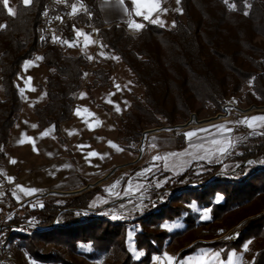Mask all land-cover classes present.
I'll return each mask as SVG.
<instances>
[{
  "label": "rangeland",
  "instance_id": "1",
  "mask_svg": "<svg viewBox=\"0 0 264 264\" xmlns=\"http://www.w3.org/2000/svg\"><path fill=\"white\" fill-rule=\"evenodd\" d=\"M88 1L84 2L86 8ZM17 2L9 0V7L14 10ZM96 2L100 5L101 16L104 12L110 23L124 25L132 35L138 34L143 27L140 30L130 28V21L159 24L171 29L175 25L173 13L180 12L177 0H160V10L152 15L151 20L137 16L141 18L139 20L134 18L132 5L130 13L117 0ZM79 16L74 19L73 37H63L58 48L64 55L85 57L89 67L81 90L75 97L72 116L60 126V136L55 134L53 127L38 131L34 125H30L35 107L46 103L49 72L42 59H36L41 54H35L25 61L16 78L22 109L13 145L7 147L2 167L13 172L12 176L7 179L0 174V186H5L0 192V222L9 223L18 216L23 220L19 225L25 226H16L14 233L28 234L38 229L39 222L28 211L40 210L45 203L52 201L63 206L67 199L91 191L93 197L89 206L72 209V212L80 216L83 223H107L97 225L99 235L105 233L107 228H115L110 224L122 223L120 228L123 232L118 240H124L131 256L130 264H136L149 250L148 242H144L147 241L144 231L150 236L155 249L161 250L159 254L151 250L149 264H168L166 257L172 258V264H199L205 258L211 260L212 264H229V257H232L234 264H251L255 253L261 249L254 240L246 241L238 250L229 251L225 259L222 252L226 246L204 244L235 240L246 221L264 213V193L242 206L225 204L233 187L264 172V154L248 156L264 143V122L258 121L251 128L244 123L252 117H264V109L243 111L251 106L245 101V93L249 90L245 87L238 95L227 100L219 111L208 104L200 108L198 114L192 113L198 120H206L223 114L226 107V115L216 121L192 125L185 130H163L146 135L138 159L141 137L136 143L126 144L120 131L133 99L143 98V87L135 81L119 57L106 49L99 39V31ZM157 19L162 23L151 22ZM77 32L88 36L87 44L84 36H77ZM97 69L109 73L108 86H100L101 81L94 83L92 72ZM162 124L161 127L171 126L163 120ZM22 129L28 130L26 140L20 133ZM190 132L196 135L187 138L185 134ZM180 134L184 137L181 148L177 139ZM214 141H221L227 150L221 153ZM93 152L97 155L92 156ZM187 170L191 174L184 180H177ZM32 182L40 186L36 193L39 196L28 200L16 198L17 189L24 195L21 189L23 183ZM84 188L87 189L74 193ZM164 205L170 209L165 212L164 219L149 217L140 222L139 219L149 213H163L160 209ZM223 205L229 211H221L219 207ZM69 210L61 209L54 221H59V215ZM259 210L260 213L251 215ZM54 221L51 226L58 224H54ZM177 231H184V234L173 238L171 234ZM162 234L168 236L160 238ZM68 237L61 241L55 238L56 243L46 239L36 244L41 255L52 256V260L54 258L57 262L35 259L26 246L22 247L28 241L10 238L11 264H62L61 259L66 264H116L117 253L109 240L106 244L97 237L88 241ZM198 244L201 245L194 248L193 254L176 259L183 250Z\"/></svg>",
  "mask_w": 264,
  "mask_h": 264
},
{
  "label": "trees",
  "instance_id": "2",
  "mask_svg": "<svg viewBox=\"0 0 264 264\" xmlns=\"http://www.w3.org/2000/svg\"><path fill=\"white\" fill-rule=\"evenodd\" d=\"M177 1L180 12L172 15L173 28L143 22V28L136 35L130 34L122 24H104L95 0L87 3L90 20L84 15L79 16L99 31V39L106 49L119 57L135 81L143 87V98L133 99L131 110L121 125L120 133L126 144L138 142L145 129L161 127L162 120L171 126L185 123L192 113L198 114L199 109L208 104L219 111L227 100L238 95L245 87L249 88L245 93L247 104L264 106V0ZM44 3L45 0H31V4L26 6L23 0H18L15 14L10 16L0 1V170L11 132L22 109L16 78L24 62L35 54H41L43 65L49 72L46 103L41 107L36 106L34 113L38 129L43 131L53 127L57 136H60V126L72 116L75 97L88 72L89 61L85 57L64 55L59 45H51L42 39L39 21ZM124 4L131 13L129 0H124ZM74 22L76 20H72L64 31L65 39L73 37ZM92 74L94 83L101 81L100 86L109 85L107 71L97 69ZM177 139L179 147H183V135L180 134ZM256 149L248 156L264 154V143ZM261 173L254 175L251 181L233 187L225 204L242 206L264 193V172ZM190 174L187 170L177 180H184ZM92 197L91 191H88L67 199L63 206L55 204V201L47 202L40 210L28 211L39 220L38 229L24 235L14 233V228L23 222L15 216L9 223L0 222L7 225L1 229V233L28 241L22 247L26 246L35 259L47 262L57 261L37 251L36 244L40 240L50 239L56 243L55 238L61 241L68 236L84 241L97 237L106 244L109 240L117 253L116 264H130L131 256L125 242L122 238L118 240L123 232L120 228L122 223L110 224L115 228H107L105 233L99 235L97 225L107 223H83L82 218L72 212L87 208ZM64 208L71 210L61 213L58 224L51 226L58 212ZM219 209L229 211L224 205ZM160 210L163 213H149L139 219L140 222L149 217L164 219L165 212L170 209L164 205ZM143 234L149 250L136 264H149L152 249L155 254L161 252L155 249L145 231ZM182 234L184 231H177L171 236L176 238ZM162 236L168 235L162 234L160 238ZM248 240H254L256 245L261 246L251 264H264V213L246 221L235 240L204 246H226L222 252L225 259L229 251L238 250ZM200 245L183 250L176 259L193 254L194 248ZM138 246L141 247L139 242ZM60 261L66 264L63 259Z\"/></svg>",
  "mask_w": 264,
  "mask_h": 264
},
{
  "label": "built area",
  "instance_id": "3",
  "mask_svg": "<svg viewBox=\"0 0 264 264\" xmlns=\"http://www.w3.org/2000/svg\"><path fill=\"white\" fill-rule=\"evenodd\" d=\"M84 2L85 0H45L39 21L42 39L51 45H58L72 20L78 15H85L89 19V13ZM73 4L76 7H80V5L83 7L77 8V12L72 14ZM4 187L0 186V192ZM56 223H58L57 219L54 221V224ZM17 226L24 227L25 225ZM4 227L7 225L0 223V264H11L12 257L8 246L10 236L2 235L1 229Z\"/></svg>",
  "mask_w": 264,
  "mask_h": 264
},
{
  "label": "snow or ice",
  "instance_id": "4",
  "mask_svg": "<svg viewBox=\"0 0 264 264\" xmlns=\"http://www.w3.org/2000/svg\"><path fill=\"white\" fill-rule=\"evenodd\" d=\"M117 2L119 4H123L124 0H117ZM24 5L28 6L31 4V0H23ZM131 3L133 5L132 8V12H134V14L136 16H142L144 20H151L152 15L157 12L158 10H160V0H131ZM3 6L5 9H7L8 14L14 15V10L9 7V0H3ZM80 7H83V5H80ZM125 11L127 12L128 9H125ZM77 12V7L75 4L72 5V14H75ZM247 14V13H245ZM154 23H162L160 22L158 19L155 21H151ZM129 27L130 28H134L136 30H140L143 27V24L141 23H134L132 21L129 22ZM77 36H84L85 42L87 44L89 38L86 34L77 32ZM73 46V45H70ZM37 60L42 59L41 57H37ZM117 111H119V109L117 108ZM77 114L79 115V110L77 111ZM264 122V117H252L246 121H244V123H246L248 125V127H253L254 124L256 122ZM222 129L224 128V126H219ZM203 131V130H202ZM196 133L194 132H190V133H186L185 136L187 138H191L193 136H195ZM111 143V142H110ZM214 144L219 145V151L221 153L225 152L227 150V148L223 145V143L221 141H214ZM113 147H115V145H111ZM231 146V143L229 142L228 147ZM120 150V149H117ZM92 156H96L97 154L95 152L91 153ZM159 159V158H157ZM34 190H29L28 194H31V192ZM205 216L207 217V213H205ZM168 262V264H172V258L171 257H166L165 258ZM199 264H212V261L205 258L204 260L200 261ZM229 264H234L232 257H229Z\"/></svg>",
  "mask_w": 264,
  "mask_h": 264
},
{
  "label": "crops",
  "instance_id": "5",
  "mask_svg": "<svg viewBox=\"0 0 264 264\" xmlns=\"http://www.w3.org/2000/svg\"><path fill=\"white\" fill-rule=\"evenodd\" d=\"M129 2H130V4L132 5V3H131V1L129 0ZM123 4H124V2H123ZM96 5H97V2H96ZM125 5V4H124ZM133 6V5H132ZM97 7H98V10H99V12H100V5H97ZM103 14V16H101V12H100V16H101V19H102V21L104 22V24H106V25H109L108 24V20H107V18H106V16L104 15V12H102ZM135 19H139L136 15H135ZM173 18V17H172ZM141 19V18H140ZM139 19V20H140ZM110 23V22H109ZM110 24H114V23H110ZM159 25V24H158ZM160 26V25H159ZM81 90V89H80ZM39 107H41V106H39ZM20 116H21V113L19 114V117H18V119H17V121H16V124H15V126H14V128H13V130H12V132H11V136H10V140H9V144H8V147H10L11 145H13V141H14V133H15V129L17 128V126L19 125V120H20ZM32 121V122H31ZM30 121V125L32 124V126L34 125L36 128H37V130L38 131H40L39 129H38V125H37V119H36V116H35V113H34V115H33V117H32V120ZM69 121V120H68ZM44 131V130H43ZM21 135H22V137L26 140L28 137V130H21ZM23 139V140H24ZM24 140V141H25ZM12 173L13 172H11L10 170H8L7 168L6 169H2V173H0V174H2L4 177H6L7 179L8 178H10L9 176H12ZM21 179H19V181H20ZM39 188H40V186H38V184H35L34 182H32L31 184L30 183H23V186H22V191L24 192V195H22V194H20V193H22L21 191H20V189H17V191H16V193H15V196H16V198H18L19 200H21V199H26V200H28V199H32V198H34V197H38L39 195H37L36 193H37V191L39 190ZM29 190H34V191H32L31 192V194H28V191Z\"/></svg>",
  "mask_w": 264,
  "mask_h": 264
},
{
  "label": "water",
  "instance_id": "6",
  "mask_svg": "<svg viewBox=\"0 0 264 264\" xmlns=\"http://www.w3.org/2000/svg\"><path fill=\"white\" fill-rule=\"evenodd\" d=\"M252 109H254V110H261V109H264V106L251 105L248 109L243 110V111H249V110H252ZM226 113H227V109L225 107V108H223V114L219 113L216 116H214L212 118H209V119H206V120H198L196 118V115L195 114H191L189 120L186 121L185 123L173 125V126H170V127H156V128L144 130L142 132V134H141L138 159L141 156V145H142L143 140H144V138H145L146 135L160 133L163 130H185V129H188L192 125H204V124H207V123L216 121L220 117L226 115ZM131 164H133V163H131ZM86 189L87 188H84V189L78 190V191H76L74 193H81V192H83ZM64 194H73V193H64ZM42 206L43 205H41L40 208Z\"/></svg>",
  "mask_w": 264,
  "mask_h": 264
}]
</instances>
